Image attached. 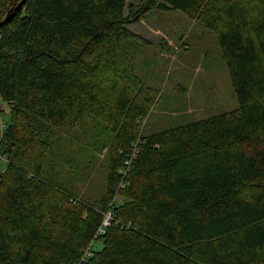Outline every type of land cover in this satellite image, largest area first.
Listing matches in <instances>:
<instances>
[{
	"label": "trees",
	"instance_id": "obj_1",
	"mask_svg": "<svg viewBox=\"0 0 264 264\" xmlns=\"http://www.w3.org/2000/svg\"><path fill=\"white\" fill-rule=\"evenodd\" d=\"M154 7L215 34L235 108L142 132L158 93L126 25ZM0 99V264H74L107 210L86 264H264V0H24L0 23ZM85 116L112 134L94 204L44 173L54 131Z\"/></svg>",
	"mask_w": 264,
	"mask_h": 264
},
{
	"label": "rangeland",
	"instance_id": "obj_2",
	"mask_svg": "<svg viewBox=\"0 0 264 264\" xmlns=\"http://www.w3.org/2000/svg\"><path fill=\"white\" fill-rule=\"evenodd\" d=\"M144 0H127L132 7ZM161 1H156V4ZM126 7L125 13H127ZM142 39L133 45L134 72L158 95L142 121V132H153L216 115L236 107L229 73L215 34L179 9L159 7L126 25ZM6 103H0V125L9 121ZM45 156L44 173L88 203L105 194L109 128L85 116L75 125L54 131ZM4 156V155H1ZM5 160H0V170ZM117 198L121 196L117 194ZM110 211L105 217H110ZM95 247H101L94 241Z\"/></svg>",
	"mask_w": 264,
	"mask_h": 264
},
{
	"label": "built area",
	"instance_id": "obj_3",
	"mask_svg": "<svg viewBox=\"0 0 264 264\" xmlns=\"http://www.w3.org/2000/svg\"><path fill=\"white\" fill-rule=\"evenodd\" d=\"M0 103H2L1 99H0ZM5 126H6V123H4V125H0V136H1ZM0 159L5 160V156H1V152H0ZM127 163L129 164V161H127ZM116 198H117V196L115 195L114 199H116ZM110 214H111V212H110ZM109 222H110V217H105V215H104L102 225L96 230V232L94 233V235L92 237V240L86 246V248H84L81 257L74 264H86L87 263L88 259L93 255L94 250L96 249V247L94 245V241L99 239V237L104 234V232H105L104 226L109 224Z\"/></svg>",
	"mask_w": 264,
	"mask_h": 264
},
{
	"label": "water",
	"instance_id": "obj_4",
	"mask_svg": "<svg viewBox=\"0 0 264 264\" xmlns=\"http://www.w3.org/2000/svg\"><path fill=\"white\" fill-rule=\"evenodd\" d=\"M23 2H24V0H20L19 2H17L16 4H14L8 10V12L6 13L5 18L0 23L5 22L9 16H12L14 14V11H16L23 4Z\"/></svg>",
	"mask_w": 264,
	"mask_h": 264
}]
</instances>
